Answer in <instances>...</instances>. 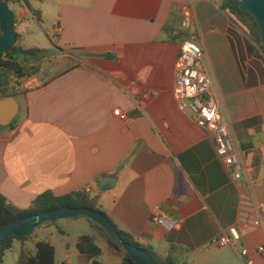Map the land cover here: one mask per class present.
Instances as JSON below:
<instances>
[{
  "label": "crops",
  "instance_id": "crops-1",
  "mask_svg": "<svg viewBox=\"0 0 264 264\" xmlns=\"http://www.w3.org/2000/svg\"><path fill=\"white\" fill-rule=\"evenodd\" d=\"M2 1L16 7L15 44L29 49L22 24L52 26L57 54L49 63L67 66L11 84L18 111L0 126V196L25 210L43 193L83 192L157 260L241 264L244 248L264 264L255 253L264 233L249 221L252 204L264 201V54L221 10L223 0H27L29 8ZM187 40L203 52L239 179L177 105L174 64ZM100 183L109 189L99 192ZM155 212L177 226L154 223ZM85 220L100 256L88 260L75 243L73 260L57 262L55 251V263L120 264L122 254ZM231 227L239 241L213 246Z\"/></svg>",
  "mask_w": 264,
  "mask_h": 264
},
{
  "label": "trees",
  "instance_id": "trees-1",
  "mask_svg": "<svg viewBox=\"0 0 264 264\" xmlns=\"http://www.w3.org/2000/svg\"><path fill=\"white\" fill-rule=\"evenodd\" d=\"M17 3L29 8L27 0H17ZM238 4L239 0H223L221 10L224 11L232 21H234L244 30L247 37L264 54V43H262L260 40L259 27L250 15L239 10ZM30 12L36 17L38 16L34 11L30 10ZM16 39H18L17 35ZM73 51L75 52V50ZM48 57L50 56L41 49H22L16 44L11 47L7 53L2 54L0 56V99L15 96L11 84H16L20 80L38 73L39 66L42 64L43 60L47 59ZM95 203V198H90L83 192L71 193L62 197H55L51 193H43L32 201L29 208L20 210L15 208L11 203L0 196V231L19 219L30 217L39 213L49 212L60 208H88L90 210L102 213L115 227L119 237L123 242L134 245L141 251L146 252L157 264H175L174 259L170 256L162 260H157L153 256L150 247L137 244L130 235L118 230L113 222L103 212L95 207ZM87 220L93 227L100 229L104 233L111 247L122 254L120 264H136L131 261L121 246L112 240L100 226L95 224L90 219ZM27 236L23 238H17L14 236L9 237L6 243L0 247V263L5 252L10 249L12 240L17 239L21 242H25L27 240ZM76 249L79 254L84 255L88 260L97 259L101 252L89 236L79 237L76 241ZM54 257L55 250L51 244L47 242H38L34 245L33 252L21 250L18 254L16 264H56Z\"/></svg>",
  "mask_w": 264,
  "mask_h": 264
},
{
  "label": "built area",
  "instance_id": "built-area-1",
  "mask_svg": "<svg viewBox=\"0 0 264 264\" xmlns=\"http://www.w3.org/2000/svg\"><path fill=\"white\" fill-rule=\"evenodd\" d=\"M15 22V20H14ZM15 23H13V26ZM211 80L203 65V52L194 40L184 41L174 64V96L180 109H186L194 125L208 132L214 141L216 154L228 168L234 179H239L242 166L235 149L233 139L223 119L219 99L211 93ZM152 221L164 225L168 230L175 228L177 222L155 212ZM251 227L264 233V201L252 204ZM239 241L234 227L228 229V236L221 234L212 241L215 247H224ZM255 253L264 256V244L255 249ZM241 264H255L249 259V252H239Z\"/></svg>",
  "mask_w": 264,
  "mask_h": 264
},
{
  "label": "water",
  "instance_id": "water-1",
  "mask_svg": "<svg viewBox=\"0 0 264 264\" xmlns=\"http://www.w3.org/2000/svg\"><path fill=\"white\" fill-rule=\"evenodd\" d=\"M238 8L254 19L260 30V40L264 43V0H239ZM14 19V13L8 8L7 3L0 0V56L7 53L16 43V33L13 30ZM17 111L18 105L13 97L0 99V126H8L15 118ZM108 189L109 188L105 187L102 183L98 185L99 192H105ZM78 217L90 219L100 226L112 240L121 246L134 263L157 264L146 252L141 251L134 245L123 242L115 227L102 213L88 208H60L19 219L0 231V247H2L11 236L17 238L27 236L41 222L75 219ZM91 264L102 263L93 260Z\"/></svg>",
  "mask_w": 264,
  "mask_h": 264
},
{
  "label": "rangeland",
  "instance_id": "rangeland-1",
  "mask_svg": "<svg viewBox=\"0 0 264 264\" xmlns=\"http://www.w3.org/2000/svg\"><path fill=\"white\" fill-rule=\"evenodd\" d=\"M7 6L15 15L17 14L16 7L11 1L7 3ZM19 32H21L24 37L23 44L25 47H36L43 50L50 56L46 62H43L39 66V71L45 70L43 73L47 76H52L67 66V62L65 61L56 62L55 64L49 63L50 61H54L52 55L57 54V50L55 49L57 48V45L50 35L52 32V26L29 22L22 24ZM20 102L21 100L19 96V113L22 112V102ZM60 231L62 233H60ZM84 233L95 238L94 231L88 228L84 217L41 223L32 230L24 243L17 239L12 240L10 249L6 251L4 264H16L20 251L25 250L33 252L34 245L38 242H47L55 248L57 262L65 260L68 255H71L73 260V256L75 254V243Z\"/></svg>",
  "mask_w": 264,
  "mask_h": 264
}]
</instances>
